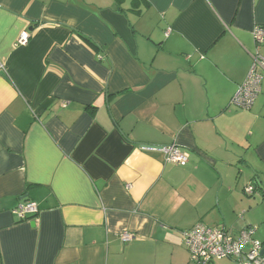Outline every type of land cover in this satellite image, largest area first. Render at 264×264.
<instances>
[{
    "label": "crops",
    "instance_id": "crops-1",
    "mask_svg": "<svg viewBox=\"0 0 264 264\" xmlns=\"http://www.w3.org/2000/svg\"><path fill=\"white\" fill-rule=\"evenodd\" d=\"M257 26L264 0H0V264H192L197 223L264 243V78L232 103Z\"/></svg>",
    "mask_w": 264,
    "mask_h": 264
},
{
    "label": "built area",
    "instance_id": "built-area-1",
    "mask_svg": "<svg viewBox=\"0 0 264 264\" xmlns=\"http://www.w3.org/2000/svg\"><path fill=\"white\" fill-rule=\"evenodd\" d=\"M256 54L254 55L253 67L238 91L232 98V103L237 107L250 110L258 94L261 91V82L264 78V53L261 46L264 43V26L254 29ZM30 40V33L24 31L18 38L17 43L26 45ZM166 154L165 161L185 166L189 160V153L185 149L170 144L162 147ZM255 190L252 184L246 187L247 193ZM35 202L27 201L18 205L13 213L20 219H29L30 215L38 213ZM255 228H248L241 232L239 237H234L226 228H214L203 223H197L191 229L183 231L184 244L186 245L192 264H213L216 259H236L239 264H264V256L261 250L264 243L254 237ZM124 241H130L134 233L126 231L121 235Z\"/></svg>",
    "mask_w": 264,
    "mask_h": 264
},
{
    "label": "rangeland",
    "instance_id": "rangeland-1",
    "mask_svg": "<svg viewBox=\"0 0 264 264\" xmlns=\"http://www.w3.org/2000/svg\"><path fill=\"white\" fill-rule=\"evenodd\" d=\"M246 229V228H245ZM245 229H243V230H245ZM243 230H241L240 232L239 231H232V230H230V232H231V234L234 236V237H239V235L241 234V232L243 231ZM220 262V261H219ZM216 263H218V261H216ZM221 264H230V262H228L227 260H222L221 261Z\"/></svg>",
    "mask_w": 264,
    "mask_h": 264
},
{
    "label": "trees",
    "instance_id": "trees-1",
    "mask_svg": "<svg viewBox=\"0 0 264 264\" xmlns=\"http://www.w3.org/2000/svg\"><path fill=\"white\" fill-rule=\"evenodd\" d=\"M81 37H82L83 39H85L87 42L92 43L91 39L88 38L87 36L81 34Z\"/></svg>",
    "mask_w": 264,
    "mask_h": 264
},
{
    "label": "water",
    "instance_id": "water-1",
    "mask_svg": "<svg viewBox=\"0 0 264 264\" xmlns=\"http://www.w3.org/2000/svg\"><path fill=\"white\" fill-rule=\"evenodd\" d=\"M261 255L264 256V247H263V249L261 250Z\"/></svg>",
    "mask_w": 264,
    "mask_h": 264
}]
</instances>
